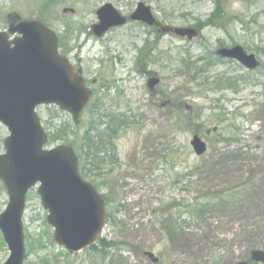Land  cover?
<instances>
[{"label": "rangeland", "instance_id": "obj_1", "mask_svg": "<svg viewBox=\"0 0 264 264\" xmlns=\"http://www.w3.org/2000/svg\"><path fill=\"white\" fill-rule=\"evenodd\" d=\"M50 1L53 8L45 10L48 0H0V30L7 29L9 12L45 18L61 38L60 53L80 68L93 95L102 98L103 112L124 116L127 128L114 141L117 163L99 178L84 179L109 197L101 237L115 243L106 252L109 258L96 253L103 251L99 244L96 251L76 254L57 246L36 187L27 193L23 215L24 264H153L146 252L154 254L156 264H237L249 260L251 251L264 250L263 89L252 83L238 84L237 93L200 87L205 77L209 84L220 76L261 80L262 71L223 62L199 81L191 79L199 58L221 46L244 47L264 62V0H219L223 18L189 43L136 22L101 38L91 28L98 24L102 5L110 4L124 17L139 2L149 5L164 26L193 27L209 18L216 0ZM70 8L74 12L63 11ZM148 79L160 82L149 89ZM88 112L82 115L79 137ZM37 116L47 133L54 126L74 127L72 118L54 106L38 107ZM230 132L235 137L221 140L219 135ZM195 133L207 143L201 157L189 144ZM8 136L0 125V155ZM61 144L67 143L45 148ZM7 201L0 183V214ZM202 206L206 212L198 216ZM8 256L0 236V264Z\"/></svg>", "mask_w": 264, "mask_h": 264}, {"label": "water", "instance_id": "obj_2", "mask_svg": "<svg viewBox=\"0 0 264 264\" xmlns=\"http://www.w3.org/2000/svg\"><path fill=\"white\" fill-rule=\"evenodd\" d=\"M96 16L99 23L91 31L98 38L127 22L110 4L98 9ZM128 19L149 27L157 24L151 8L142 3L137 4ZM6 22L7 31H0V124L9 136L3 141L4 154L0 156V182L5 187L8 203L0 214V234L9 251L4 264H23L26 259L22 226L25 198L38 183L37 194L48 212L46 223L53 228V240L69 253L81 252L100 238L106 225V202L81 178L79 160L71 146L44 150L47 135L35 109L54 105L68 113L77 125L91 100V92L67 58L58 54L56 33L40 21L23 20L15 13H9ZM159 33L173 34L187 41L197 38L193 28L165 27ZM215 55L236 61L248 71L259 67L256 56L240 46L222 47ZM159 82L149 79L147 87L152 89ZM189 144L198 157L204 155L207 146L198 135ZM147 255L156 263L152 253ZM249 258V262L237 264H264V251L253 250Z\"/></svg>", "mask_w": 264, "mask_h": 264}, {"label": "trees", "instance_id": "obj_3", "mask_svg": "<svg viewBox=\"0 0 264 264\" xmlns=\"http://www.w3.org/2000/svg\"><path fill=\"white\" fill-rule=\"evenodd\" d=\"M55 2L48 0L45 5V10H48L50 6H54ZM215 9L212 14H210L209 18L205 22H199L195 27L199 30H203L213 25L217 18H223V7L222 4L219 3V0L215 1ZM42 22L47 23L46 19L43 17H39ZM264 55V49L260 53ZM199 65L196 68L192 80L199 81V76L204 73H208L211 70V67L222 64V62L214 56V54L205 53L204 56H201L197 62ZM259 73L262 71L260 75L261 80L249 81L245 78H228V77H216L209 84L208 77H205L202 81L200 87H204V89L209 90V92L221 93L223 91H228L231 93H237L239 88L238 84L249 85L259 84L263 89L264 94V62L260 63V68L257 70ZM89 112L87 114L88 119L86 120V130L84 131L82 136H78L77 130L79 129L81 123L79 125H75L73 128L69 126H54L53 132L48 133V144H55L56 142H66L69 144L75 151L76 157L79 160V168L80 175L83 179L89 177L99 178L102 176L103 171H105L106 167L113 166L117 163L115 158V147L114 141L118 138L119 133L127 128L125 117L124 116H115L111 113L103 112V100L102 98H98V95H95V98L89 105ZM84 125V126H85ZM83 126V125H82ZM226 135V134H225ZM229 136L219 135L221 140L225 141L228 139H232L235 137V134H228ZM71 137V139H69ZM105 177V176H103ZM104 184V182L102 183ZM105 201L108 203L109 197H105ZM206 208L202 206L201 209L198 210V216L202 215L206 212ZM103 247V251H96L97 246H92L89 250L90 252L96 251V253L102 255L103 258H109L108 254H106L107 250L112 249L115 246V243L104 242L102 240L98 241L97 245ZM38 246H41L40 244ZM122 246V245H121ZM123 246H127L123 244ZM29 250H32V247H29Z\"/></svg>", "mask_w": 264, "mask_h": 264}, {"label": "flooded vegetation", "instance_id": "obj_4", "mask_svg": "<svg viewBox=\"0 0 264 264\" xmlns=\"http://www.w3.org/2000/svg\"><path fill=\"white\" fill-rule=\"evenodd\" d=\"M154 31H155V32L158 31V26H156V29H155ZM68 58H69V57H68ZM69 60H70V62H71V64H72V61H71L70 58H69ZM74 68H75V65H74ZM75 70L77 71L78 74H80V72L78 71L79 68H75ZM95 80H96V79H95ZM95 80L93 81L94 83H95ZM85 83H86V80H85ZM86 85L88 86V83H87Z\"/></svg>", "mask_w": 264, "mask_h": 264}]
</instances>
